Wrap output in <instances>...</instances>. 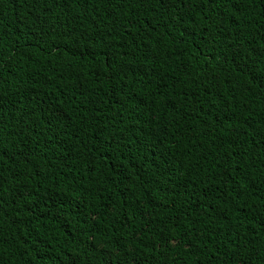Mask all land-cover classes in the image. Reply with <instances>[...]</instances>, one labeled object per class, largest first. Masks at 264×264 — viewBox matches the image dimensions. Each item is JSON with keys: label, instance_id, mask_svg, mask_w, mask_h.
Instances as JSON below:
<instances>
[{"label": "trees", "instance_id": "16d2710c", "mask_svg": "<svg viewBox=\"0 0 264 264\" xmlns=\"http://www.w3.org/2000/svg\"><path fill=\"white\" fill-rule=\"evenodd\" d=\"M0 264H264V0H0Z\"/></svg>", "mask_w": 264, "mask_h": 264}]
</instances>
